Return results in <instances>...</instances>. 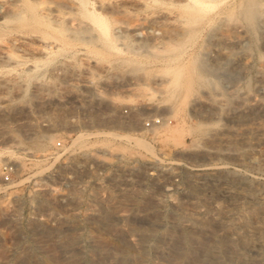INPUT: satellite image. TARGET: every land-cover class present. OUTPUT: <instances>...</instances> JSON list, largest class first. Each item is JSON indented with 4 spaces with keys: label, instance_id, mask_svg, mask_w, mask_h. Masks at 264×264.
Instances as JSON below:
<instances>
[{
    "label": "rangeland",
    "instance_id": "obj_1",
    "mask_svg": "<svg viewBox=\"0 0 264 264\" xmlns=\"http://www.w3.org/2000/svg\"><path fill=\"white\" fill-rule=\"evenodd\" d=\"M8 1L0 5V17L11 9ZM263 25L247 29L232 54L220 57L212 47L201 51L213 78L207 90L213 100L224 95L228 110L242 95L264 97L257 76L264 65ZM0 38L1 43L6 39ZM133 42L127 41L130 49ZM130 54L103 62L110 67L100 77L96 72L92 81L99 85L107 75L130 77L139 82L137 91L109 86L82 98L74 97L78 89L71 95L58 87L51 71L66 58L82 68L90 55L57 56L33 79L26 58L0 66V81L9 82L15 99L8 107L0 102V179L5 163L16 168L10 189H0L1 264H134L139 254H148L146 264H173L182 255V233L171 223L181 213L177 207L183 203L189 212L197 205L211 208L226 189L264 191V169L258 167L264 164V110L250 106L228 117L209 105H186L159 94L151 81L161 64L145 65L143 55ZM214 60L219 62L215 70ZM24 83L27 93L18 98ZM157 119H163L162 126H147ZM176 127L178 137H167ZM81 135L86 136L79 141ZM157 215L168 223H154ZM159 247L167 252L161 254ZM125 249L130 255L121 253ZM236 252L237 258L225 255L218 264H264V245H240ZM209 258L198 246L182 264H211Z\"/></svg>",
    "mask_w": 264,
    "mask_h": 264
},
{
    "label": "bare ground",
    "instance_id": "obj_2",
    "mask_svg": "<svg viewBox=\"0 0 264 264\" xmlns=\"http://www.w3.org/2000/svg\"><path fill=\"white\" fill-rule=\"evenodd\" d=\"M15 1L18 5L11 2V9L6 10L7 13H3V16L1 14L0 17V36L9 39L7 41L9 45H6V39L5 44H3L4 41L1 43L2 40L0 42V52L4 53H1L3 55L0 57V66L5 63L13 66L18 64L19 58H26L30 61L28 71L33 74L31 78L33 79L45 65L57 56L86 54L92 58L86 62L85 59L84 61L81 59L85 62L82 68L66 58L54 70L52 69V74L58 79V87L63 88L64 91L70 90L68 93L71 95L73 90L78 89L80 92L74 95L77 98L109 86L121 87L124 92L133 93L137 91L139 82L130 77L123 80L120 77L111 78L107 75L104 79H100L102 82L99 85H95L92 81L96 72L100 77L110 67L111 64L107 66L103 62H107L116 55L131 53L134 54L132 56L141 55L142 57L143 55L146 59L145 65L152 62L161 64L162 68L159 72L157 70L158 73L154 74L155 76L150 74V71L147 72L149 69L146 70L145 66V74L147 72V75L148 73L152 75V87L159 94L165 93L171 98H179L186 105L191 102L199 106L206 104L216 112H226L228 117L236 113H245L250 106L254 107L253 110L255 108L264 110V97L242 95L238 100L239 103L235 104L236 108L233 107L234 109L230 110H228L224 95L220 96L221 93L220 97L216 96L213 100L211 93L207 90L213 84V78L210 79L207 63L201 54V51L207 50L208 47H212L220 57L226 53L232 54L243 34L248 30H253L259 24H264V2L262 0H240L237 5H235L236 1L232 2V0ZM4 4L5 0H0V5ZM230 20H233L234 24ZM229 22L233 25H229ZM129 38L136 43L133 44L135 47L133 46L132 49L127 44ZM214 61L211 69L215 70L219 62ZM257 76L258 91L260 90L264 95V65L260 67ZM48 84L51 83L48 82ZM40 85L38 87H41ZM215 85L217 86V83ZM18 88L17 96L20 95L18 98L23 93H27L25 83ZM9 90V82L2 81L0 102L7 107L15 101L12 98L13 95H9ZM34 91L33 93H36ZM45 94H47L46 91ZM156 131L157 129L152 132L156 134ZM179 133L176 127L168 131L166 135L177 138ZM101 134L108 137L117 136L113 132H102ZM84 136L86 135H81L79 141L84 140ZM138 143L144 146L141 141ZM258 167L264 169V164L260 162ZM182 204L177 207L181 210L180 215L171 222L172 228L182 233V255L176 258L173 264H182V260L188 258L198 246H202L205 254L211 258V264H218L225 258V255L231 254L237 258L239 255L236 248L240 245L249 247L264 245V228L260 225L264 224V207H262L264 206V191L252 189L249 193L238 194L230 189L222 190L211 208L197 205L199 207L196 206L194 212H189L186 207H182L185 206ZM152 219L159 226H165L168 223L161 215ZM36 231L38 230L33 229L32 232ZM171 234L169 236L165 234V236L171 239ZM148 235L150 238L154 236L153 234ZM158 252L165 254L167 248L159 247ZM121 253L128 256L130 250L125 249ZM115 254L117 256L118 253ZM147 260L148 254L147 256L139 254L133 262L134 264H146ZM192 264L197 263L195 261Z\"/></svg>",
    "mask_w": 264,
    "mask_h": 264
},
{
    "label": "built area",
    "instance_id": "obj_3",
    "mask_svg": "<svg viewBox=\"0 0 264 264\" xmlns=\"http://www.w3.org/2000/svg\"><path fill=\"white\" fill-rule=\"evenodd\" d=\"M163 119H157V120H152L151 122L147 123L148 127H160L163 125ZM58 148H63L64 146L62 145L61 142L57 144ZM16 171V168L13 164L10 163H5L1 169V179H0V189L1 190H7L10 189L12 185V176L14 175Z\"/></svg>",
    "mask_w": 264,
    "mask_h": 264
}]
</instances>
